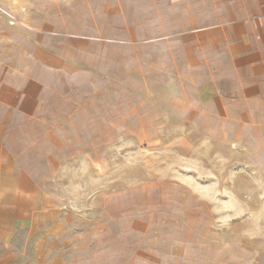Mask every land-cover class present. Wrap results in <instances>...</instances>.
<instances>
[{"label": "rangeland", "instance_id": "1", "mask_svg": "<svg viewBox=\"0 0 264 264\" xmlns=\"http://www.w3.org/2000/svg\"><path fill=\"white\" fill-rule=\"evenodd\" d=\"M0 3V146L39 192L15 264H264V106L223 98L205 10Z\"/></svg>", "mask_w": 264, "mask_h": 264}, {"label": "crops", "instance_id": "2", "mask_svg": "<svg viewBox=\"0 0 264 264\" xmlns=\"http://www.w3.org/2000/svg\"><path fill=\"white\" fill-rule=\"evenodd\" d=\"M163 1L171 9H186L185 17H190L191 20H185V23L189 24H198L199 10L206 11L208 27L205 34L211 42L207 50H212L218 59V72L221 75L217 78L223 81L224 92L226 89L223 98L229 99L230 104L237 106L241 113L262 112L264 0ZM162 16L163 13H160L159 17ZM158 22L162 23V20ZM10 23L6 16L0 15V41L6 40L4 31ZM81 39L85 40L78 36L76 41ZM65 47L66 51H86L84 46L75 42H69ZM194 51L198 53L197 49ZM2 97L0 96V106L4 113L6 102ZM5 153L4 147L0 146V264H15V250L11 238L18 227L30 225L31 217L37 215L39 192L36 183L31 179L29 187H24V180L14 174L12 163L6 160Z\"/></svg>", "mask_w": 264, "mask_h": 264}, {"label": "built area", "instance_id": "3", "mask_svg": "<svg viewBox=\"0 0 264 264\" xmlns=\"http://www.w3.org/2000/svg\"><path fill=\"white\" fill-rule=\"evenodd\" d=\"M10 21V20H9ZM13 23V21H11Z\"/></svg>", "mask_w": 264, "mask_h": 264}]
</instances>
